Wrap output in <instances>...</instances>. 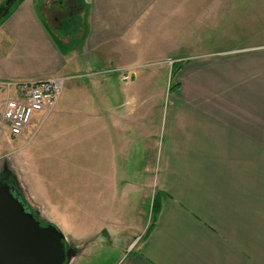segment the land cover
Segmentation results:
<instances>
[{
    "label": "crops",
    "instance_id": "1",
    "mask_svg": "<svg viewBox=\"0 0 264 264\" xmlns=\"http://www.w3.org/2000/svg\"><path fill=\"white\" fill-rule=\"evenodd\" d=\"M195 2L73 0L69 7L73 5L70 11L77 23L66 30L63 6L52 0H22L0 18V81H66L74 72L92 71L91 84L77 86L76 101L88 88L83 115L88 145L100 134L104 170L94 174L89 169L88 180L99 178L98 190L105 196L91 202L87 214L97 207L101 212L108 203L110 210L118 196L121 218L138 226L123 243L125 254L119 255L118 264H264V98H253L251 90L253 84L261 87L256 79L264 72L248 78L245 71L233 72L214 86V77L204 75L211 65H200L196 77L177 82L159 114L154 102L142 108L145 99L125 112V105L136 101L118 93L119 85H125L121 78L118 82L119 69L148 53L170 51L173 37L189 31L214 37L212 44H201V50L234 52L224 48L231 44L222 38L235 32L218 30L221 3L199 0L204 5L200 14V9L193 11ZM253 64L245 56L244 69ZM214 68L226 66L220 62ZM108 73L111 76H101ZM134 77H128L131 83ZM244 78L249 80L241 94L220 91L225 84L235 89L232 84ZM115 82L118 88L112 95ZM162 99L159 95L157 101ZM147 202L149 210L157 205V213L132 244ZM98 220L104 229L113 222L109 215L100 214Z\"/></svg>",
    "mask_w": 264,
    "mask_h": 264
},
{
    "label": "rangeland",
    "instance_id": "2",
    "mask_svg": "<svg viewBox=\"0 0 264 264\" xmlns=\"http://www.w3.org/2000/svg\"><path fill=\"white\" fill-rule=\"evenodd\" d=\"M4 1L0 0V5ZM21 1L13 2L11 9ZM60 1L52 0L57 4ZM216 1L221 3L220 12L216 14L219 21L218 30H233L236 34V36L222 38L231 44V46L228 43L223 46L225 49H234V52L217 53L213 51V48L201 50V44H212L215 40L214 37L197 36L205 34L206 31H195L196 33L189 31L190 34L187 32V35L184 34L180 38L173 37L170 51L156 52L158 54L153 56L148 53L146 57H141L130 67L116 72L119 74L118 82L121 78L125 83L122 87L121 84L119 85L118 93L122 92L124 100L136 101L132 106L126 104L125 112L143 99L146 100L142 107L145 108L144 110L148 109L150 102H154L158 114L161 108L165 111L167 100H170L171 93L177 90V82L187 77L192 79L196 77L201 71L199 66L203 64L211 65L206 67L210 69L211 74L209 72L203 74L214 77V86L217 85L215 81L231 76L233 72L244 75L245 71L247 78L260 76L264 72V0ZM66 2L65 0L61 2L63 6L61 17H63L62 23L65 30L77 23L76 15L68 11ZM199 9L200 14H203L204 5L197 0L193 11L198 13ZM207 13L210 15L209 19L212 18L211 10ZM184 15L187 16V13L185 12ZM46 17L48 21H51L52 13L50 12V15ZM208 24L205 23V25ZM174 32L177 36L181 35V30H174L172 33ZM220 41L221 39L218 42ZM245 56L254 63L246 70L243 65ZM227 61L231 65L227 66L225 63ZM220 62L222 66H226L225 69L214 68L215 64ZM190 63L194 66L191 67ZM91 72L88 71V75L84 74L87 72L83 70L80 74L72 73V76L65 81L53 112L42 122H40L42 116L37 113L32 116L31 125L21 134L11 136L5 130L1 137L0 154L9 155L5 161L16 176L18 186L27 201L40 212V218L45 221L49 219V222L60 229L66 241L75 248L77 253L69 264H118L120 259L117 262L116 260L119 255L122 252L123 255L125 254L123 243L135 233L138 226L131 220L121 218L118 196L110 204V210L108 203L101 212L97 207L90 213L92 216L89 212L87 214L90 203L95 201L99 203L101 196H105L101 190H98L99 178L88 180L89 169L94 174H100L103 170L100 164L102 147L100 134L91 145H88V123L83 116L88 109V100L86 101L85 97L88 94V88L87 93L76 101L77 86L81 83L91 84L93 78L89 74ZM134 75V82L131 83L133 79L130 80L128 77ZM101 76L109 77L111 74ZM247 78L232 84L235 89H232V86L229 89L228 84L221 85L220 91L239 95L247 86L245 85L249 80ZM128 80H130L129 83ZM256 81L254 79L253 82L260 83L261 87L258 84L251 86L252 97L260 100L264 98V74L262 73V79L258 77ZM118 82L114 84L112 95L116 93ZM159 95H163V99L157 101ZM143 162L141 160L137 163L135 160V164ZM127 163L131 165L132 161L128 159ZM148 202L146 209L144 207L145 214L138 219L139 232L135 235L136 240L132 244L140 240L151 224L152 211L148 208ZM100 214L109 215V221H113L108 223L111 227H106L107 229L101 227L98 222ZM101 222H105L104 218Z\"/></svg>",
    "mask_w": 264,
    "mask_h": 264
},
{
    "label": "water",
    "instance_id": "3",
    "mask_svg": "<svg viewBox=\"0 0 264 264\" xmlns=\"http://www.w3.org/2000/svg\"><path fill=\"white\" fill-rule=\"evenodd\" d=\"M15 1L3 2L0 18ZM5 159L0 163V264H69L75 248L59 228L40 218Z\"/></svg>",
    "mask_w": 264,
    "mask_h": 264
},
{
    "label": "built area",
    "instance_id": "4",
    "mask_svg": "<svg viewBox=\"0 0 264 264\" xmlns=\"http://www.w3.org/2000/svg\"><path fill=\"white\" fill-rule=\"evenodd\" d=\"M65 78L51 77L17 83L0 81V142L5 130L11 136L21 134L39 113L42 122L48 117L62 93ZM8 154H0V163Z\"/></svg>",
    "mask_w": 264,
    "mask_h": 264
},
{
    "label": "trees",
    "instance_id": "5",
    "mask_svg": "<svg viewBox=\"0 0 264 264\" xmlns=\"http://www.w3.org/2000/svg\"><path fill=\"white\" fill-rule=\"evenodd\" d=\"M8 14V11L6 12V14L4 15V17L6 16ZM175 71V70H174ZM153 205V207H151V211H152V213H151V218H152V220H153V217L156 215V213H157V205H154V204H152ZM154 221V220H153Z\"/></svg>",
    "mask_w": 264,
    "mask_h": 264
},
{
    "label": "flooded vegetation",
    "instance_id": "6",
    "mask_svg": "<svg viewBox=\"0 0 264 264\" xmlns=\"http://www.w3.org/2000/svg\"><path fill=\"white\" fill-rule=\"evenodd\" d=\"M62 1H64V0H61L60 3H61ZM65 1H67L66 3H67V6H68V8H69L68 11L71 12V11H70V8L72 9V8H73V5L69 7V3H73V0H65ZM68 11H67V12H68ZM42 225H43V224H42Z\"/></svg>",
    "mask_w": 264,
    "mask_h": 264
}]
</instances>
